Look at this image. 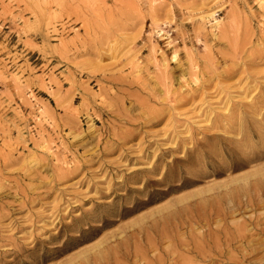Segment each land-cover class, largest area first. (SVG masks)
Instances as JSON below:
<instances>
[{
	"label": "rangeland",
	"instance_id": "1",
	"mask_svg": "<svg viewBox=\"0 0 264 264\" xmlns=\"http://www.w3.org/2000/svg\"><path fill=\"white\" fill-rule=\"evenodd\" d=\"M263 227L264 0H0V264H233Z\"/></svg>",
	"mask_w": 264,
	"mask_h": 264
},
{
	"label": "bare ground",
	"instance_id": "2",
	"mask_svg": "<svg viewBox=\"0 0 264 264\" xmlns=\"http://www.w3.org/2000/svg\"><path fill=\"white\" fill-rule=\"evenodd\" d=\"M186 184H188V180H185L182 183V185H180V186L184 187ZM175 188H177V187H175ZM171 189H174V188L171 187ZM168 191H170V189ZM256 230H257V232L259 234H261L264 237V227L261 228L260 230H258V229H256ZM246 234L247 233L244 232V231L243 232H238V237L241 240H247L249 236H247ZM109 238L110 237L105 238L102 242H100L96 246L91 247L89 249H86L85 251L80 252L76 256L73 255L72 258L66 260L62 264H169V262H170V264H178L179 263L178 262L179 260L177 261V257L173 258V259H171L169 261L168 260H162V259L159 260L158 257H157L158 259H155V257H151L152 260L149 261L146 258H144L143 255L140 254L141 252L139 253L140 250L138 251L137 248L134 249V252H131L132 250H130V251L129 250H122L120 245L116 244L117 246H115V245L113 246V244H111V241L108 242ZM84 239H86V236L84 237ZM229 241H230V239H229ZM231 242L232 241H230V243ZM151 245H153V244H151ZM247 245H249V247H250V244H247ZM261 246H264V245H261ZM214 247H216V246H214ZM260 247L251 246L250 248H248L246 254L245 255L243 254L242 257L239 258L235 263L236 264H238V263H240V264H251L252 261L263 262L264 261V257L262 256L260 258H257V254H256L259 251ZM153 248H154V246H153ZM153 248L149 245L148 251L146 253L145 252L144 253L149 255L150 251H151V253L153 252V250L156 251L157 247H156V249L155 248L153 249ZM158 250H159V248H158ZM227 250H228V248H227ZM229 254H231V253H229ZM173 255H174V251H173ZM202 255H206V254L202 253ZM216 255H218L219 258H222L223 255H224L223 250H220V252L218 254H216ZM208 256H210V255H208ZM198 257H200V256H198ZM246 257L249 258V260H250L249 262H247V260H246L247 258ZM210 259L208 258V260H210ZM235 263H233V264H235ZM185 264H194V262L190 261V262H187Z\"/></svg>",
	"mask_w": 264,
	"mask_h": 264
},
{
	"label": "built area",
	"instance_id": "3",
	"mask_svg": "<svg viewBox=\"0 0 264 264\" xmlns=\"http://www.w3.org/2000/svg\"><path fill=\"white\" fill-rule=\"evenodd\" d=\"M164 30H166V29H164ZM164 30H162L164 33L162 32L163 34H162V36L160 35V37H163V38H165V37H166V36H165V34H166V31H164ZM170 35H172V34H170ZM164 36H165V37H164ZM164 40H165V39H164Z\"/></svg>",
	"mask_w": 264,
	"mask_h": 264
}]
</instances>
